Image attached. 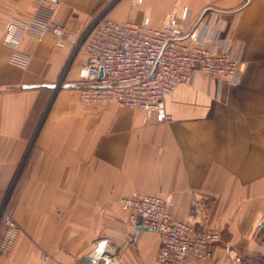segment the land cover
Returning a JSON list of instances; mask_svg holds the SVG:
<instances>
[{
	"label": "crops",
	"instance_id": "1",
	"mask_svg": "<svg viewBox=\"0 0 264 264\" xmlns=\"http://www.w3.org/2000/svg\"><path fill=\"white\" fill-rule=\"evenodd\" d=\"M176 1L50 7L66 30L144 15L161 28ZM179 1L192 23L207 12L210 26L220 24L243 70L237 84L198 73L178 85L165 99L172 119L157 122L115 101L83 104L87 56L72 43L57 48L50 34H28L30 59L13 63L5 23L31 21L40 0H0V201L14 202L20 227L0 264H92L102 242L113 264H157L160 234L131 224L121 207L142 194L167 198L175 219L222 234L211 257L186 264H264V0Z\"/></svg>",
	"mask_w": 264,
	"mask_h": 264
},
{
	"label": "built area",
	"instance_id": "2",
	"mask_svg": "<svg viewBox=\"0 0 264 264\" xmlns=\"http://www.w3.org/2000/svg\"><path fill=\"white\" fill-rule=\"evenodd\" d=\"M142 3L134 0L133 5ZM50 4L51 0H40L31 21L8 20L4 44L13 50V63L20 66L30 59V54L22 50L28 34L36 38L50 34L57 48L72 43L82 50L87 60L79 72V94L86 106L115 101L142 111L146 120L155 116L157 122H164L172 119L165 110V99L178 85L192 83L198 73L230 84L240 80L243 63L232 43L222 38L220 24L210 26L205 19L207 12L192 23L190 10L179 0L161 28L152 27L147 15L139 22H117L101 16L82 31L66 30L55 23ZM168 206L169 200L160 195H136L121 202L131 224L160 234L157 264H186L191 259L211 257L213 247L223 241L222 234L213 227L175 219ZM1 225L0 258L11 252L20 234L5 201H0ZM105 247L106 242H102L92 252V264H113L114 258Z\"/></svg>",
	"mask_w": 264,
	"mask_h": 264
},
{
	"label": "rangeland",
	"instance_id": "3",
	"mask_svg": "<svg viewBox=\"0 0 264 264\" xmlns=\"http://www.w3.org/2000/svg\"><path fill=\"white\" fill-rule=\"evenodd\" d=\"M2 202H4V201H2ZM5 203H6V207L8 208L9 213L13 216L14 215V202L11 200L9 202V200L7 199V201H5Z\"/></svg>",
	"mask_w": 264,
	"mask_h": 264
},
{
	"label": "water",
	"instance_id": "4",
	"mask_svg": "<svg viewBox=\"0 0 264 264\" xmlns=\"http://www.w3.org/2000/svg\"><path fill=\"white\" fill-rule=\"evenodd\" d=\"M103 76H104V71H103V70H101V71H100L99 78H100V79H102V78H103ZM141 228H142V227H141ZM86 261L90 262V259H87Z\"/></svg>",
	"mask_w": 264,
	"mask_h": 264
},
{
	"label": "bare ground",
	"instance_id": "5",
	"mask_svg": "<svg viewBox=\"0 0 264 264\" xmlns=\"http://www.w3.org/2000/svg\"><path fill=\"white\" fill-rule=\"evenodd\" d=\"M96 259H97V260L100 259V253H99V252L96 253Z\"/></svg>",
	"mask_w": 264,
	"mask_h": 264
},
{
	"label": "trees",
	"instance_id": "6",
	"mask_svg": "<svg viewBox=\"0 0 264 264\" xmlns=\"http://www.w3.org/2000/svg\"><path fill=\"white\" fill-rule=\"evenodd\" d=\"M7 211H8V208L6 207ZM9 212V211H8Z\"/></svg>",
	"mask_w": 264,
	"mask_h": 264
}]
</instances>
